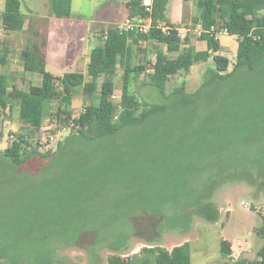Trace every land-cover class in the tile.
<instances>
[{"label":"rangeland","instance_id":"1","mask_svg":"<svg viewBox=\"0 0 264 264\" xmlns=\"http://www.w3.org/2000/svg\"><path fill=\"white\" fill-rule=\"evenodd\" d=\"M124 1L72 0L69 17L57 19L52 15L49 0H20L24 30L7 34L0 19V39L8 38L14 48L11 68L20 65L18 51L28 41L29 21L45 37L48 30L53 32L51 37H57L52 23L57 28L67 27L68 33L61 36L64 43L72 49L79 41L83 55L87 56L107 26L123 25L128 17ZM180 3L181 0H170L166 8ZM4 4L5 0H0V14ZM195 12L194 1L183 2L182 22L178 24L184 28L180 30L181 37L187 28L190 33L198 32L191 22ZM176 14L175 10L170 15L166 12V17L171 16L176 22ZM236 42L232 38L231 45L220 50L229 60L228 71L235 61ZM198 45L202 47L200 42ZM157 47L153 40L141 41V54L153 59ZM212 65L210 58L192 65L187 74L180 70L172 75L166 84L165 94L170 97L167 99L161 98L145 74L133 82L131 91L140 103L168 102L176 86L183 85L186 92H195ZM45 70L54 76L61 74L58 64L50 58ZM120 73L119 69L115 101L121 93ZM33 76L34 84H39L38 76ZM15 83L24 89L28 86L27 80L19 78ZM226 88L216 111L211 104L199 105L194 112L193 107L178 106L154 121H147L143 129L122 131L107 141L76 137L65 140L68 130L56 125L51 116L55 103L45 102L43 125L51 124L53 131L47 132L39 144L42 153L52 154L21 168L9 165L0 155V264H46L54 258L61 261L59 264H106L108 256L114 253L131 254L149 243L170 248L187 240L201 248L193 252L191 264H218L222 237L243 243L254 257L261 239L241 221L251 213L253 218H247L248 224L259 225L264 212V175L259 176L264 157V74L234 76ZM89 103L90 99L77 91L70 106L73 116ZM207 111L210 113L205 117ZM26 129L18 117L17 106L0 108V153L11 143L4 142L8 134L16 135ZM51 134L53 139H49ZM237 141L247 145L218 155L221 163L241 156L246 165L211 162L207 166V171L223 172L213 179L208 199L201 201L202 205L209 201L219 213L217 220H207L199 213L204 210L202 205L188 207L194 202L193 193H198L208 176L200 174L199 167L210 157L218 156V149L225 144ZM58 143H62L59 148ZM257 159L261 164H257ZM242 202L250 208L243 207ZM88 221L95 226L103 224V231L94 236L101 243L94 253L88 251L89 237L72 230ZM125 235L126 242L117 245ZM73 242L86 246L72 245ZM4 253L11 254L14 262L5 259Z\"/></svg>","mask_w":264,"mask_h":264},{"label":"trees","instance_id":"2","mask_svg":"<svg viewBox=\"0 0 264 264\" xmlns=\"http://www.w3.org/2000/svg\"><path fill=\"white\" fill-rule=\"evenodd\" d=\"M169 1L152 0L151 10L148 11L143 5V0H128L125 3L127 16L134 22L148 24L147 31L140 33L136 29L126 30L122 26H107L98 36L97 44L89 53L86 74L79 71H67L60 76H54L46 71L47 56L44 51L46 37L34 28L32 21H29L28 41L18 51L21 71L14 76L0 73V108L5 109L7 104L17 101L18 117L27 127L23 132L17 133L16 140L0 153L9 165L15 168L27 167L33 161L52 154L49 151L42 153L40 140L33 135L43 125L45 102L55 103V110L51 112V116H54L56 125H61L68 130L65 140L76 137L88 141L98 139L107 141L115 138L122 131L130 133L131 130L143 129L147 121H154L160 115L166 114L169 109L178 106L193 107L194 112L199 105L206 107L211 104L216 111L227 91V83L232 77L264 74V0H182L183 2L194 1L196 4V12L191 16V22L193 27L197 24L201 26L199 39L206 43V49L202 51H195L192 46L186 45L188 39L182 38L178 28L165 18V8ZM71 3L72 0H49L52 15L56 18L69 17ZM20 7V0H5L0 19L2 29L7 34L11 31L24 30L25 15ZM161 22L164 24L160 25ZM211 27L225 28L227 34L237 38L235 61L230 71H228V58L217 53L219 42L215 37L216 32L210 31ZM147 40H153L160 45L153 59H146L145 54H141V41ZM13 51L11 40L0 39V66L8 63L9 55ZM175 52L177 53L175 57H169L167 54ZM210 58L213 65L206 69L205 78L195 92H186L181 85L174 87L170 92L172 98L168 102L141 101L140 103L131 91L133 82L141 74H145L148 77V83L157 90L161 98H170L165 94L170 77L180 70H184L187 74L192 65L205 62ZM118 67L122 71L121 93L119 99L115 101L113 99L114 79ZM33 74L38 76L39 84H34ZM85 76L89 79L86 80ZM17 78L21 81L27 80L26 90L17 86L15 83ZM79 87L82 89V94L90 99V103L77 116H73L70 106L74 92ZM207 112L205 117L210 113V111ZM51 123L53 124V121ZM52 131L53 128L46 132ZM61 145L62 143H58L57 147ZM244 145H247V142L237 141L225 144L218 149L216 155L238 151L239 147ZM220 155L210 157L199 167L200 174L204 173L208 176L200 184L198 193H193L194 202L189 203V208L193 206L199 208V205H202L201 201L208 199L213 189V179L223 173L221 169L207 171V166L211 165V162L225 166L246 165L241 156L234 158L231 162L221 163ZM260 162L259 160L257 162L262 166L259 176L264 175V157ZM254 165L255 163L253 167ZM205 202L202 205L204 210L199 212L200 215L207 220H217L219 216L217 209H213L209 201ZM260 218L261 223L255 229L256 235L262 240V245L257 250V259L240 257L233 260L230 242L221 239V264H264V212L260 214ZM102 228L103 224L102 227L95 226L88 221L72 230L89 237L88 251L94 253L101 244L94 236L96 232L103 231L100 230ZM128 235H125L122 242L117 245L124 244ZM71 244L86 246L81 242ZM117 245L111 247L117 248ZM3 257L13 261L11 254L4 253ZM60 262L54 258L48 260L46 264ZM106 264H191L190 243L184 241L174 245L170 250L158 244L149 243L131 254L126 251L111 254Z\"/></svg>","mask_w":264,"mask_h":264},{"label":"crops","instance_id":"3","mask_svg":"<svg viewBox=\"0 0 264 264\" xmlns=\"http://www.w3.org/2000/svg\"><path fill=\"white\" fill-rule=\"evenodd\" d=\"M127 1L128 0H125L124 2L126 3ZM169 2L167 4H169ZM182 8H183V1H182V3H180L177 6L175 5L174 7L173 6H170V7L165 8V18L168 19L173 25H175L178 28L179 33H180V30L184 29L182 26H178V24H180L182 22V17H183ZM174 10L177 13L176 15L178 17V20L176 22H174V21L171 20V16L169 18L166 17V12H168L169 15H170L171 13L172 14L174 13ZM57 19H62V18H57ZM52 28H53L52 29L53 31L55 29V32L57 33V37L59 35L60 36L58 38L57 37H51L52 34H53V32L51 30H48V32H45V34H46V46L44 48V51L46 53L47 60H49V58H50L54 62H56V64H58L59 68L61 69V74H59V76L62 75L64 72H67V69H71V70L73 69L74 71H79V72H82V73L86 74V67H87V63H88V60H89V53H90L91 49L97 43L94 44L90 48V50L88 52V55L85 56V55H83L82 43H80L79 41H78L77 45L74 46L72 49L71 48L69 49V46L67 45V43H64V39L62 37H64V35L68 33L67 27L64 28V29L61 28V27H58L57 28L54 25V23H52ZM195 31H196V28H195ZM192 36L195 37V39H196L195 42L193 41L194 38L192 39ZM184 37H186L188 39L187 40L188 44H186V45L192 46L195 49V51H202V50H205L206 49V43H205V41L199 39V34H198L197 31H196L195 34L192 33V32L190 33V30L187 28L186 31H185V33H184V35L182 36V38H184ZM232 38H236V36L229 35L227 33H223L222 35H219L217 37L218 42H219V50L217 51L218 54H220V50H221V47L222 46L229 47V45H231ZM199 42H200V44H202L201 45L202 47H198L199 46L198 45ZM158 46L160 47L159 44H158ZM159 47H157V49ZM163 49L165 50V47H163ZM236 49H237V42H236ZM167 54H168L169 57H175L177 55L176 52L175 53H167ZM235 54H236V51H235ZM11 58H12V54L9 55L8 63L6 65H4V66H0V73H4V74L6 73L8 75L14 76V75H16L17 73H19L21 71L20 65H18L17 68H11V66H12L11 65ZM119 69L121 70V68L118 67L116 76L118 75ZM121 73H122V71H121ZM121 73H120V76H121ZM116 76H115V79H114V90H115ZM85 79L88 80L89 78L87 76H85ZM18 87L19 88H22L21 86H18ZM27 88H28V86H27ZM27 88H25V89L23 88V89L26 90ZM79 90H80V92L82 94V89L79 87L74 92V95ZM82 96H84V95L82 94ZM14 105L17 106V108H18V102L17 101H14V102H10L9 104H7V106L5 107V110H6V108L7 109L8 108H12ZM43 115H44V113H43ZM22 126H24L23 123H22ZM42 127H44L46 129V131H49L51 129V124L46 125V126L45 125H42ZM39 133H40V129L35 133V136H36L35 138H38L39 137V135H40ZM248 216L249 217H245V219L241 221V224L244 225V227H247V229L249 231H251L252 234H255L256 235L255 229L260 224L259 225H256V224L250 225V224H248L250 222L249 221L247 222V220H248L247 218H253V214L249 213ZM227 221L225 222L224 225H226ZM260 223H261V218H260ZM224 225L221 228H223ZM221 239H226V240H228L230 242L231 258L233 260H236V259H238L240 257H246L248 259H257V250L262 245V240H261L259 242V244L257 243L258 247L255 248V255H254V257L253 256L251 257L250 252L248 250V247L245 246L243 243H241V242L239 243L237 240H232V239L224 238V237H222ZM181 243H183V242H181ZM181 243H179V244H181ZM189 243H190L191 258H192L193 252L196 250V248H197V250H200V251H201V248L194 247L193 243L190 242V241H189ZM172 247L167 248V249L170 250ZM219 251H220V243H219ZM201 253H202L201 255H204L205 254L203 251ZM221 263H222V257L220 256V259H219V263L218 264H221Z\"/></svg>","mask_w":264,"mask_h":264},{"label":"built area","instance_id":"4","mask_svg":"<svg viewBox=\"0 0 264 264\" xmlns=\"http://www.w3.org/2000/svg\"><path fill=\"white\" fill-rule=\"evenodd\" d=\"M143 5L145 6L146 10L150 11L151 10V7H152V0H143ZM148 26H149L148 24H143L141 22H134L129 17H126L125 18V20L123 22V25H122V27L125 28L126 30L136 29L140 33H145L147 31V29H148ZM163 29H166V28L163 27ZM197 30H198V34H200V32H201L202 29H201V26L199 24H197ZM210 31L211 32H216V34L219 33V32L220 33H227V31H226L225 28L216 29L215 27H211ZM216 34H215V37L217 38V35ZM113 97H114V95H113ZM63 129H64V127H63ZM39 134L40 135H39L38 139L40 141H42L43 136L45 138V134H47L46 129L44 127H41ZM48 136H49V139H53L54 138V135L53 134L48 135ZM14 140H16V136L14 134L10 133V134H8L6 136V140L4 142H6V141L9 142L10 141L12 143ZM241 204H242L243 207H246L248 209L250 208V205H248L245 202H242Z\"/></svg>","mask_w":264,"mask_h":264}]
</instances>
